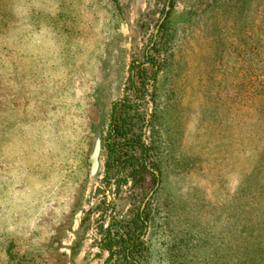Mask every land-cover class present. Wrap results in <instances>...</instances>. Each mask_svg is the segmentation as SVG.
Instances as JSON below:
<instances>
[{
  "label": "rangeland",
  "instance_id": "obj_1",
  "mask_svg": "<svg viewBox=\"0 0 264 264\" xmlns=\"http://www.w3.org/2000/svg\"><path fill=\"white\" fill-rule=\"evenodd\" d=\"M166 8L0 0V264L115 261L110 236L152 190L130 166L106 171L115 104V117H144L163 171L141 264H264V0H174L164 47L150 50L162 70L136 93L131 68Z\"/></svg>",
  "mask_w": 264,
  "mask_h": 264
},
{
  "label": "trees",
  "instance_id": "obj_2",
  "mask_svg": "<svg viewBox=\"0 0 264 264\" xmlns=\"http://www.w3.org/2000/svg\"><path fill=\"white\" fill-rule=\"evenodd\" d=\"M168 6L169 8L165 9V19L159 23V30L156 38L153 39L151 45H149L148 52L145 53L146 62L154 67L150 80L148 79L146 67L144 66L146 62L138 66L137 72L135 71L137 68L136 66L133 65L131 68L129 81L132 89L136 93L138 91V83H142L143 89L147 82H151V84L154 85L162 70V65L155 62V58H153L154 56L150 53V50L160 53L164 47V37L166 33L164 30H166L170 14L174 8V0H168ZM138 104L140 105V103L130 104L127 103L126 100H123L121 101V108L126 107L130 109L138 106ZM115 115L116 104L113 109L107 142L109 160L106 164V171L108 173L115 168L118 170L121 165H123V167L130 166L131 171L129 176L133 177L136 182H144L147 179V175L151 176L150 182L152 183V190L151 193L147 195V197L151 195V199L147 200V205H145V207L140 208L137 218L131 223H128L125 234H121L117 231L114 236H110L111 238L107 244V248L111 254L108 260L112 261L115 259L111 264H141V250L144 244L143 237L146 234L151 215L148 210V205L153 198L152 196L161 187L163 171L160 161L153 153L156 144H146L143 140L142 133L138 131L144 117L138 111H136L134 115L136 121H133L134 118H132L131 115H124L123 113H120L117 117H115ZM130 150H132L133 153H131ZM146 198H144V203H146ZM122 226L124 227V225ZM118 245H120L121 250L116 251L114 247Z\"/></svg>",
  "mask_w": 264,
  "mask_h": 264
},
{
  "label": "water",
  "instance_id": "obj_3",
  "mask_svg": "<svg viewBox=\"0 0 264 264\" xmlns=\"http://www.w3.org/2000/svg\"><path fill=\"white\" fill-rule=\"evenodd\" d=\"M101 151H102V142H101V139L98 138L96 140L93 153L91 154V157H90V163H91L90 174H91V176L97 175V173L99 171Z\"/></svg>",
  "mask_w": 264,
  "mask_h": 264
}]
</instances>
